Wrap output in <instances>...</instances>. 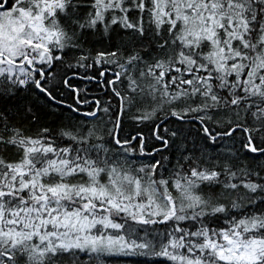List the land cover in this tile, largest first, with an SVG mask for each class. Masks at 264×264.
Returning <instances> with one entry per match:
<instances>
[{
	"label": "snow or ice",
	"instance_id": "obj_1",
	"mask_svg": "<svg viewBox=\"0 0 264 264\" xmlns=\"http://www.w3.org/2000/svg\"><path fill=\"white\" fill-rule=\"evenodd\" d=\"M0 264H264V0H0Z\"/></svg>",
	"mask_w": 264,
	"mask_h": 264
}]
</instances>
